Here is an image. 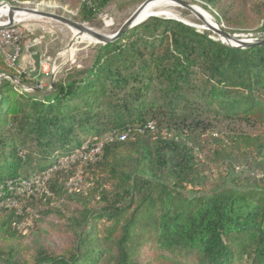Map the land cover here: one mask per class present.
Wrapping results in <instances>:
<instances>
[{
  "label": "trees",
  "instance_id": "1",
  "mask_svg": "<svg viewBox=\"0 0 264 264\" xmlns=\"http://www.w3.org/2000/svg\"><path fill=\"white\" fill-rule=\"evenodd\" d=\"M62 1L83 23L113 0ZM201 1L231 34L264 32V0ZM201 30L151 16L50 91L0 50V264H264V45ZM118 87L123 103L103 101ZM200 103L262 128L182 125ZM147 109L172 125L153 126ZM46 218L62 221V244L32 250L20 225Z\"/></svg>",
  "mask_w": 264,
  "mask_h": 264
},
{
  "label": "rangeland",
  "instance_id": "2",
  "mask_svg": "<svg viewBox=\"0 0 264 264\" xmlns=\"http://www.w3.org/2000/svg\"><path fill=\"white\" fill-rule=\"evenodd\" d=\"M4 1L5 3L9 4L10 7L16 6L20 8H35L78 21L76 18V11L71 9L69 5L65 4L62 0ZM145 1L147 0H113L100 13L95 15L91 20L83 22V24L104 34L105 36L114 35L123 25V23ZM191 2L195 4L200 3L199 5L208 11L215 18V20L218 21V13L206 2L201 0H192ZM10 10L11 9H9L6 14H4L5 16L0 13L1 21H8ZM177 11L180 15V18L175 16L164 17L163 15L157 17L175 19L185 24L187 23V25L190 24L192 27L202 28L201 31H207L214 35L211 31H208L204 28L207 25L206 22H204L200 17L195 16L185 7L181 6L180 8H177ZM144 18L145 17H143V19ZM12 25H15V27L20 30L21 40L16 46L6 47V52L15 53L18 50V56L14 61V65L18 70V74L21 73L22 75L28 77V79H32L33 81L37 82L40 87L46 91L53 89L52 87L54 82L64 81L69 76L76 74L79 70L81 71L91 67L101 45L100 42L94 40L91 37L79 40V34L72 27L47 17L33 14L19 16V18ZM235 35L236 38L239 39L254 40L250 38H259V34L247 35L242 33ZM0 50L2 51L1 48ZM3 51L4 53H1L4 60L11 64L13 60H7V57L5 56V50L3 49ZM14 80L17 85H21L19 78ZM110 85V87H112V84ZM21 86L23 87V85ZM25 88L28 92L32 91V89L28 87ZM156 93L157 90H153L152 97H155ZM127 94L128 90L126 91V89L122 88V91H120V87H118L116 91L111 92L110 96L104 97L103 101L113 100L118 103H123ZM193 97H195L194 94ZM145 112L146 119L151 120L150 123H152L153 126L155 125L165 128L167 125L169 127L172 125V120L167 121L163 114L156 113L148 109ZM191 112L192 113H190V115L192 117H187L186 115L185 117L178 116V121L182 125L200 133L210 134L213 132L224 136L232 135L235 132L257 134L262 128L259 123L250 118H229L224 115L217 116L215 114L206 112L204 105L201 103L200 107L193 106ZM106 134L109 136L111 135V133H105V135L101 137L105 138ZM92 138H96V136H93ZM80 151H75L71 157L75 156L76 153ZM65 161H67L65 158L59 160L60 164H65ZM33 181L35 182L34 184L38 186V188H41L43 185V181L38 177ZM61 223L62 221L56 220L55 218H46L40 222L38 227H34L33 222L21 224L20 229L24 234V242L32 250H36L43 245H49L52 247L61 246V235L57 234L55 231H51L52 229H55L57 225H61Z\"/></svg>",
  "mask_w": 264,
  "mask_h": 264
},
{
  "label": "water",
  "instance_id": "3",
  "mask_svg": "<svg viewBox=\"0 0 264 264\" xmlns=\"http://www.w3.org/2000/svg\"><path fill=\"white\" fill-rule=\"evenodd\" d=\"M175 1L178 2L181 6L185 7L189 11H191L195 16L198 17V15H199L198 11L190 3L183 1V0H175ZM141 6H142V4L123 23V25L120 27V29L114 35H111V36H100L99 34L93 35V34L86 33L83 30V26H84L83 23H80V22L75 21L71 18H67V17H64L62 15H58V14H55L52 12L44 11L41 13L39 9H35V8H20V7H16V6H11V7L18 8L22 12H27V13H31V14L40 13L41 15H43L45 17L56 19V20H58L64 24L78 30L79 35L80 34H86L89 37L93 38L94 40L100 42L101 44H107V43L116 41L128 29L141 24L142 22L146 21L150 17V16H146L144 19L142 18V16H141L142 14L140 13ZM151 16H157V15H151ZM8 20H9V23H7V24L5 23V21H0V27L10 26V25L14 24L15 17L10 16ZM218 24L221 27L223 37H222V39H217L215 36H213V37L216 40H219L228 46L245 49V48H249V47H253V46L264 45V37L257 38L254 40L239 39V38H236L235 34H231L228 31H226L222 24H220L219 22H218ZM188 25H190V24H188ZM205 29L209 31L208 28H205Z\"/></svg>",
  "mask_w": 264,
  "mask_h": 264
},
{
  "label": "bare ground",
  "instance_id": "4",
  "mask_svg": "<svg viewBox=\"0 0 264 264\" xmlns=\"http://www.w3.org/2000/svg\"><path fill=\"white\" fill-rule=\"evenodd\" d=\"M183 1L190 3L198 11V13H199L198 17H200L207 24L204 28H208L209 30L215 31L219 35V37L222 39L223 35H222L221 27L218 24V21L215 20V18L208 11H206L202 6H200L199 5L200 3L195 4V3H193L194 1L191 2L192 0L191 1L183 0ZM1 2L5 3L4 0H1ZM4 5H5V7H0L1 8L0 13L4 15L8 12L9 9H11L10 13L8 15V19L10 16H13V17H15V21H16L19 18V16H27L28 14H31V13H27V12H22L18 8L10 7L9 4H7V3H5ZM180 7H181V5L178 2H176L175 0H147L142 4V6L140 8V13L142 14L141 15L142 18L146 17V16H151V15H157V16L163 15L164 17L165 16H169V17L175 16L177 18H180V15L177 11V8H180ZM4 8H7V9H4ZM40 12L42 13L44 11L40 10ZM15 14H16V16H15ZM33 15L45 17V16L41 15L40 13L33 14ZM144 15H146V16H144ZM51 19H53V18H51ZM15 21H14V23H15ZM5 23L6 24L9 23V20ZM74 30H76V29H74ZM83 30L89 34H93V35L99 34L100 36H105L104 34L98 32L92 28L85 26V24L83 26ZM5 31H9V26L8 27H0V32H5ZM76 32L79 33L78 30H76ZM78 37H79V40H83V39L88 38L89 36L86 34H80ZM2 52L4 53L3 49H2ZM124 138H125V136L120 137V139H122V140ZM97 151H99V147H97ZM33 183H35V182L33 181ZM32 184H31V186H32ZM26 187H27V183H26ZM26 189L30 190L31 188H26Z\"/></svg>",
  "mask_w": 264,
  "mask_h": 264
},
{
  "label": "built area",
  "instance_id": "5",
  "mask_svg": "<svg viewBox=\"0 0 264 264\" xmlns=\"http://www.w3.org/2000/svg\"><path fill=\"white\" fill-rule=\"evenodd\" d=\"M0 7H5L4 3L1 2V0H0ZM261 37H264V32L262 34H259V38H261ZM250 39H257V38H250ZM20 40H21V32L17 27H15V25L9 26V31L0 32V48L5 50V56L7 57V60H10V59L13 60V62L11 63L12 65H14V61H15L16 57L18 56V50L15 53H9V52H6L5 48L18 45ZM87 147L88 146H85V149ZM78 153H80V152H78ZM90 153L91 154L98 153L97 148L91 149ZM70 158H72V157H70ZM66 159L68 161V158H66ZM67 161H65V163ZM61 165L62 164H60V162H58V167ZM32 183H33V180L27 182L26 188H31Z\"/></svg>",
  "mask_w": 264,
  "mask_h": 264
}]
</instances>
